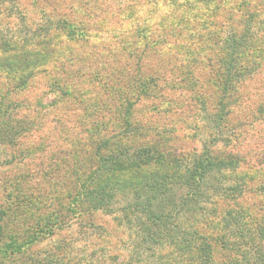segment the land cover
Instances as JSON below:
<instances>
[{
    "label": "rangeland",
    "instance_id": "1",
    "mask_svg": "<svg viewBox=\"0 0 264 264\" xmlns=\"http://www.w3.org/2000/svg\"><path fill=\"white\" fill-rule=\"evenodd\" d=\"M157 4L170 14L169 4ZM150 8L148 0H7L0 6V34H56L49 47H40L48 53L24 85L13 74L0 75V211L23 194L33 209L27 222L18 217L14 226L8 211L0 218L3 241L51 222L53 233L37 239L31 252L70 243L72 260L102 263L110 251L100 233L114 227L123 200L113 199L111 212L86 214L97 228L83 226V232L67 206L98 156L116 149L192 155L209 145L211 154L232 151L243 167L264 168V66L257 79L233 82V90L197 92L194 79H213L218 64L206 59L218 52L181 54L194 40L184 23L168 36L173 25L156 19L154 34L147 33ZM174 193L180 200L185 188Z\"/></svg>",
    "mask_w": 264,
    "mask_h": 264
},
{
    "label": "trees",
    "instance_id": "2",
    "mask_svg": "<svg viewBox=\"0 0 264 264\" xmlns=\"http://www.w3.org/2000/svg\"><path fill=\"white\" fill-rule=\"evenodd\" d=\"M6 1L0 0V6ZM148 1L147 33L154 34L156 19L173 25L168 36L184 23L194 40L181 54L198 55L207 48L218 52L215 60L206 59L209 66L218 64L213 79H194L197 92H225L226 85L233 90V82L246 75L257 79L264 66V0H161L169 4L171 15L157 0ZM21 33L0 34V75L13 74L24 85L48 53L40 47H49L56 34ZM210 149L204 145L191 155L185 149L161 153L143 147L98 156L67 208L76 228H97L85 215L111 212L113 199L123 200L114 227L100 233L110 252L99 264H264V168L243 167L245 162L240 165L232 151L212 156ZM179 188L186 192L180 200L174 198ZM22 198L26 194L13 195L10 206L0 211V218L8 211L10 226L18 217L25 222L30 218L33 209ZM50 223L12 233L8 241L0 236V264H82L69 258L70 243L30 251L37 239L51 236ZM56 248H63L61 254Z\"/></svg>",
    "mask_w": 264,
    "mask_h": 264
}]
</instances>
